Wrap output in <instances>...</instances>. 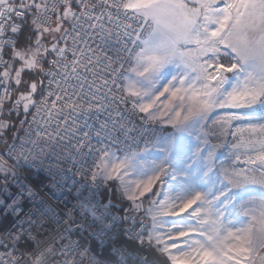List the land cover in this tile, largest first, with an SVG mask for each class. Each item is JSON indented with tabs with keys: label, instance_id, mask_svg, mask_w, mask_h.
<instances>
[{
	"label": "snow or ice",
	"instance_id": "6c2138e0",
	"mask_svg": "<svg viewBox=\"0 0 264 264\" xmlns=\"http://www.w3.org/2000/svg\"><path fill=\"white\" fill-rule=\"evenodd\" d=\"M0 264H264V0H0Z\"/></svg>",
	"mask_w": 264,
	"mask_h": 264
},
{
	"label": "rangeland",
	"instance_id": "374dc122",
	"mask_svg": "<svg viewBox=\"0 0 264 264\" xmlns=\"http://www.w3.org/2000/svg\"><path fill=\"white\" fill-rule=\"evenodd\" d=\"M166 131L171 132L173 131L171 128L166 129ZM215 143V141H213Z\"/></svg>",
	"mask_w": 264,
	"mask_h": 264
},
{
	"label": "crops",
	"instance_id": "0c3cea01",
	"mask_svg": "<svg viewBox=\"0 0 264 264\" xmlns=\"http://www.w3.org/2000/svg\"><path fill=\"white\" fill-rule=\"evenodd\" d=\"M145 207H147V204L145 205Z\"/></svg>",
	"mask_w": 264,
	"mask_h": 264
}]
</instances>
